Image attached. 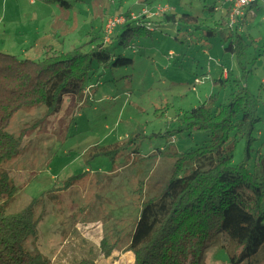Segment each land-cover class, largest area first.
Masks as SVG:
<instances>
[{"label": "rangeland", "instance_id": "374dc122", "mask_svg": "<svg viewBox=\"0 0 264 264\" xmlns=\"http://www.w3.org/2000/svg\"><path fill=\"white\" fill-rule=\"evenodd\" d=\"M35 1L38 4L31 6L28 0H0V11L7 8L6 20L0 21V52L39 61L48 49L66 52L104 35V22L115 10L139 9L137 0H68L73 6L68 10L58 5L49 10ZM214 2L150 0L147 8L178 4V11L204 17ZM259 6L244 27L256 40L243 62L246 69L224 51L219 38L156 25L151 38L135 40L125 51L134 60L132 66L109 67L104 74L102 68L92 76V82L99 83L96 92L95 88L80 98L66 96L60 112L49 117L42 106L15 114L8 131L16 137L22 134L20 151L0 168V179L7 176L6 185L14 188V194L7 198L0 193V210L19 213L32 201H40L35 219L41 220L37 235L27 243L29 251L39 252L52 264H73L87 257L96 264H131L133 255L127 248L142 202L160 194L174 163L147 157L165 145L167 131L175 135L179 151L192 148L195 143L187 134L176 132L181 112L213 94L226 101L236 80L260 99L261 120L253 134L249 163L253 167L264 154V13ZM11 15L19 18L18 35L12 30ZM196 79L203 83L194 85ZM89 98L93 102L86 103ZM140 132L141 140L116 159L89 158L94 146L123 145L128 136ZM245 148V140L239 139L234 165L244 160ZM224 243L223 235H214L201 264H230ZM253 259L254 264H264V248Z\"/></svg>", "mask_w": 264, "mask_h": 264}, {"label": "trees", "instance_id": "16d2710c", "mask_svg": "<svg viewBox=\"0 0 264 264\" xmlns=\"http://www.w3.org/2000/svg\"><path fill=\"white\" fill-rule=\"evenodd\" d=\"M40 1L67 10L73 7L68 0ZM167 7L168 11L155 17H147L142 11L117 9L113 13L124 16L125 22L109 41L105 33L98 34L70 51L48 49L39 61L0 52V168L20 151L22 134L16 137L8 131L16 113L42 106L49 117L60 112L66 96L80 98L95 88L96 92L99 83H93L92 76L102 68L104 74L109 67L132 66L134 60L125 51L135 40L151 38L156 25L169 24L178 33L196 30L204 38H219L224 51L246 69L243 62L256 43L244 30L253 7L234 26H229L227 13L216 10V2L204 17ZM232 86L226 101L220 102L219 95L213 94L191 110L181 112L176 132L186 133L195 143L192 148L179 151L175 135L167 131L165 145L147 157L160 156L174 163L160 194L142 202L127 248L133 255L131 264H201L203 252L216 234L226 240L221 245L228 250L230 264H254L253 257L264 248V154H259L253 167L249 166L256 141L253 134L261 120L260 99L240 80L233 81ZM141 137L140 132L128 136L123 145L94 146L89 158L116 159ZM239 139L246 142V156L234 165ZM134 153L139 155L138 148ZM7 179L2 174L0 193L11 198L14 188L6 185ZM38 202L32 201L19 213L5 214L0 210V264H52L27 248L41 220L35 219ZM73 264L96 262L87 257Z\"/></svg>", "mask_w": 264, "mask_h": 264}, {"label": "built area", "instance_id": "2783aa9c", "mask_svg": "<svg viewBox=\"0 0 264 264\" xmlns=\"http://www.w3.org/2000/svg\"><path fill=\"white\" fill-rule=\"evenodd\" d=\"M216 2V10L222 11L223 13L228 14V24L229 26H234L237 21H242L244 17L246 16L247 9L252 8L253 6H259L260 9L264 10V0H215ZM169 8L166 7H156V10L154 13L156 15H159L160 13H165L168 11ZM148 12H151L149 8L145 7L142 10L143 14H147ZM135 18V17H134ZM125 22L124 16L114 15L108 18V20L105 23L104 26V33L106 36V41H109L110 36L113 34V32L122 25ZM173 53L169 54V56H172ZM203 81H200L198 79L195 80L196 84H201Z\"/></svg>", "mask_w": 264, "mask_h": 264}, {"label": "crops", "instance_id": "0c3cea01", "mask_svg": "<svg viewBox=\"0 0 264 264\" xmlns=\"http://www.w3.org/2000/svg\"><path fill=\"white\" fill-rule=\"evenodd\" d=\"M29 1V4L31 5V6H36L37 4H38V2H36L35 0H28ZM7 3V2H6ZM137 5H139V9H138V11L137 12H135L132 8H129V7H126L124 10H126V9H131L132 10V12L133 13H139V12H141L145 7H148V5L147 4H149L150 3V0H137L136 2H135ZM215 3V2H214ZM40 4L41 5H39V6H41V7H46V8H48L49 10H52L51 8H52V5H48V4H45V3H43V2H41L40 1ZM160 5H162V6H169L170 7V4H158V6H160ZM214 5V4H213ZM155 6L156 5H153L152 6V9L153 8H155ZM157 6V7H158ZM212 6V5H211ZM177 7H178V4L176 5V9H177ZM204 7H207L206 5L204 6ZM151 8V7H150ZM254 8H255V6H253V9H252V13H250L251 15H254L253 14V10H254ZM6 10H7V8L6 9H1V13H0V21H2V20H6V17H5V14H6ZM121 10V9H120ZM123 10V11H124ZM155 10H156V8H155ZM178 10V9H177ZM123 11H121V12H123ZM258 11H262L263 13H264V10H262V9H259V7H258ZM249 15V14H248ZM109 18V17H108ZM108 18L105 20V22H104V26H105V23H106V21L108 20ZM248 18V17H247ZM10 21H11V27H12V30H13V32H15L17 35L18 34H20L21 32H20V22H19V18H18V16H16V20L14 19V17H13V15H11L10 16ZM103 26V27H104ZM16 38L17 37H15V40H16ZM47 49V48H46ZM225 77H227V75H225ZM228 78V77H227ZM72 97V96H71Z\"/></svg>", "mask_w": 264, "mask_h": 264}]
</instances>
